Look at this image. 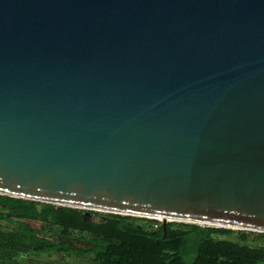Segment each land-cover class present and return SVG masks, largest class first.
<instances>
[{
  "label": "water",
  "instance_id": "obj_1",
  "mask_svg": "<svg viewBox=\"0 0 264 264\" xmlns=\"http://www.w3.org/2000/svg\"><path fill=\"white\" fill-rule=\"evenodd\" d=\"M0 195L264 232V0H0Z\"/></svg>",
  "mask_w": 264,
  "mask_h": 264
},
{
  "label": "trees",
  "instance_id": "obj_2",
  "mask_svg": "<svg viewBox=\"0 0 264 264\" xmlns=\"http://www.w3.org/2000/svg\"><path fill=\"white\" fill-rule=\"evenodd\" d=\"M100 213L0 195V264H23L24 257L40 254L84 257L89 264H184L190 245L191 264H264V245L247 243L244 230L187 229L173 221L163 230L156 219L109 212L92 217ZM233 231L237 239L229 237Z\"/></svg>",
  "mask_w": 264,
  "mask_h": 264
},
{
  "label": "rangeland",
  "instance_id": "obj_3",
  "mask_svg": "<svg viewBox=\"0 0 264 264\" xmlns=\"http://www.w3.org/2000/svg\"><path fill=\"white\" fill-rule=\"evenodd\" d=\"M100 215H92V217L97 218V216L99 217H106L108 212H103L100 211ZM160 222V221H159ZM172 222V221H170ZM174 222V226L179 227V226H184L187 229H189L191 226H202L199 224H191L189 223V225H184V223L186 222H179V221H173ZM4 224V222L0 221V227H2ZM144 224H146V222L144 221ZM234 230H238V229H234ZM245 235L247 237V243H249L250 245H264V237H261L257 232H253V231H247L244 230ZM239 235V231H233V233L229 236L231 239H237ZM194 256V249L193 247L190 245L189 247H187L185 249V251L182 254V259L184 264H191L192 259ZM23 262L25 264H89L88 260L83 258H79V257H73V256H62L59 257L57 255H36V256H31V257H24ZM23 263V264H24Z\"/></svg>",
  "mask_w": 264,
  "mask_h": 264
},
{
  "label": "built area",
  "instance_id": "obj_4",
  "mask_svg": "<svg viewBox=\"0 0 264 264\" xmlns=\"http://www.w3.org/2000/svg\"><path fill=\"white\" fill-rule=\"evenodd\" d=\"M145 218H147V217H145ZM149 219H152V218H149ZM157 220V219H156ZM157 221H160V220H157ZM170 222V221H169ZM154 226H156V225H154Z\"/></svg>",
  "mask_w": 264,
  "mask_h": 264
}]
</instances>
